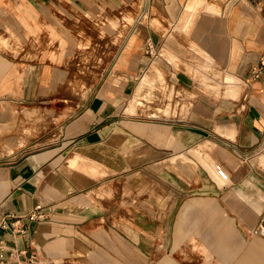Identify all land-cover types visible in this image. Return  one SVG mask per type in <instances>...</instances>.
<instances>
[{"label": "crops", "instance_id": "1", "mask_svg": "<svg viewBox=\"0 0 264 264\" xmlns=\"http://www.w3.org/2000/svg\"><path fill=\"white\" fill-rule=\"evenodd\" d=\"M263 51L264 0H0V132L55 117L0 134L3 255L264 264Z\"/></svg>", "mask_w": 264, "mask_h": 264}, {"label": "rangeland", "instance_id": "2", "mask_svg": "<svg viewBox=\"0 0 264 264\" xmlns=\"http://www.w3.org/2000/svg\"><path fill=\"white\" fill-rule=\"evenodd\" d=\"M190 1H188L187 4H189ZM138 13L136 14V18H135V21L133 22V24H135L136 22L138 21H143L145 24L148 20V18L145 17H142V18H139L138 17ZM154 18L151 19L152 21V24L155 25L154 23ZM88 61V60H86ZM91 70V68H90ZM89 68H85V75L88 76V71H90ZM160 92L158 91V94ZM148 104H150V106L148 107V110H141L142 112H144L145 114L147 115H150V116H153L151 113H149L150 111H156L158 112L160 115V117H172L174 116L172 113L170 112H163L159 109L160 108H163L165 107L166 105V100L165 98H163V96H159V97H155L153 100H149L148 99ZM174 104L176 105V107L178 108L179 106L177 105L176 103V99L173 101ZM18 112H20V109L18 108L17 110ZM140 111V112H141ZM20 113H16V118L17 119L15 122H11L7 127H6V130L5 131H2L0 132L3 133V134H6V135H10V136H27V138H33L34 136H39V135H42L45 133V128L46 127H49L50 124H54L55 121V117H50L48 115H45V114H42V113H36V114H32V115H23L22 116V122H19L18 121V117H19ZM183 115V113H182ZM27 127H34L36 129L32 130L29 134H28V131L26 130ZM262 145L260 147H257L254 152L252 153V156H250V160L249 162L250 163H254L257 165V164H260V167L263 169L264 168V141L261 143ZM7 145L8 143H5L3 142V145L0 146V152H4V153H8L7 152ZM253 157H256V158H253ZM260 157H262V161H260ZM213 167L215 168V164H213ZM216 169V172L218 173V175L220 176V178H223V176L218 172V169L217 167L215 168ZM264 173V169L262 171ZM228 176V175H227ZM223 183V181H221Z\"/></svg>", "mask_w": 264, "mask_h": 264}, {"label": "built area", "instance_id": "3", "mask_svg": "<svg viewBox=\"0 0 264 264\" xmlns=\"http://www.w3.org/2000/svg\"><path fill=\"white\" fill-rule=\"evenodd\" d=\"M149 52H150V54L157 53V49L153 43L149 44ZM263 67H264V51H263L261 59H260V64H259L258 68H256V70H255V73L257 76L260 75L261 69ZM219 173L224 177L226 176L224 169L222 168L221 165L219 166ZM37 208H41V205H38ZM42 216H43V214L38 215L36 213H33L30 215V218L33 220V219H36V218L42 217ZM17 222H18V220H15V222H13L12 232L17 231V232L22 233V234L27 233L28 229L25 226H23L20 230H16ZM8 227H9V225H7V223L5 222V219H4V221L0 222V229L1 228H8ZM7 250H8L7 241H6L5 237L0 235V264H16L14 262V260L12 261L11 258L5 257L3 255ZM28 264H40V261L37 259L36 256H31L30 259L28 260Z\"/></svg>", "mask_w": 264, "mask_h": 264}, {"label": "bare ground", "instance_id": "4", "mask_svg": "<svg viewBox=\"0 0 264 264\" xmlns=\"http://www.w3.org/2000/svg\"><path fill=\"white\" fill-rule=\"evenodd\" d=\"M218 172H219V169H218ZM225 177H227V176H225Z\"/></svg>", "mask_w": 264, "mask_h": 264}]
</instances>
